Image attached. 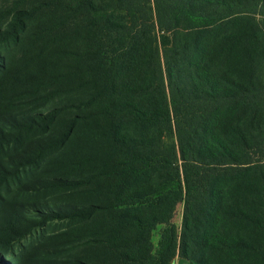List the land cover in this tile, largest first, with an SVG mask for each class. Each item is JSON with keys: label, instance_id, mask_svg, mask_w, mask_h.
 I'll return each mask as SVG.
<instances>
[{"label": "trees", "instance_id": "16d2710c", "mask_svg": "<svg viewBox=\"0 0 264 264\" xmlns=\"http://www.w3.org/2000/svg\"><path fill=\"white\" fill-rule=\"evenodd\" d=\"M51 1L53 28L84 8L93 13L92 43L78 33L70 40L54 36L43 47L50 49V55L66 51L75 64L92 58L98 62L97 77L91 80L85 70L80 81L81 86L94 85L96 89L90 99L93 109L87 116L95 117L101 128L108 126L114 150L105 159L102 173L69 184L77 188L95 179L97 187L107 194L105 206H91L83 217L96 211L110 215L112 226L105 234L104 245L114 264H169L177 252L194 264H236L255 257H262L263 261L264 124L261 133L254 135L242 130L240 123L255 108H264V77L261 87L251 88L230 80L220 85L207 71H194L197 81L186 93H178L181 99L178 103L172 101L170 110L157 97L142 94L147 86L144 67L148 40L140 45L133 42L130 49L126 46L122 52L123 38L132 32L127 28H108L113 24L111 17L95 15L100 9L96 0ZM36 9L30 6L14 11L7 32L0 33V41L24 42V33L30 31L33 23L36 22L34 27L42 24ZM166 9V25L163 26L162 18H157L161 32L181 31L185 36H195L198 32H216L230 24L243 23L251 25L244 37L255 39L256 48L251 52L257 53L259 37L264 45V0H201L195 6L169 0ZM74 40L75 47L71 44ZM69 46L73 50H67ZM259 55L258 63L264 72V54ZM201 72L206 76L207 88L199 91L194 85L202 80ZM17 80L18 75H13L5 81L9 86ZM57 111L52 109L39 115L40 120H33L30 127L18 124L15 133L8 134L6 145L16 142L22 131L31 130L35 122L45 131ZM81 119L79 115L62 118L55 145L63 143ZM132 123L162 127L165 133H173L176 143H169L167 154L155 153L151 146H138L135 138L121 133ZM161 168L174 170L172 192L165 191L167 178L156 185L148 181V176ZM241 185L238 202L228 199L226 192L239 190ZM176 202L183 204L181 235L177 237L171 227L164 233L158 250H154L149 244L150 230L165 222ZM12 227L9 225L8 229ZM6 256L14 255L7 252Z\"/></svg>", "mask_w": 264, "mask_h": 264}, {"label": "rangeland", "instance_id": "374dc122", "mask_svg": "<svg viewBox=\"0 0 264 264\" xmlns=\"http://www.w3.org/2000/svg\"><path fill=\"white\" fill-rule=\"evenodd\" d=\"M168 1L96 0L100 9L95 15L111 17L113 24L108 28L114 31L127 28L136 34L123 38L122 52L126 46L130 49L133 42L140 45L148 40L144 67L147 86L142 94L157 97L171 110L172 101L178 103L181 99L178 93H186L197 81L194 71L201 70L220 85L230 80L251 88L261 87L264 72L258 61L259 54H264V45L259 37L257 53L251 52L256 48L255 39L244 37L251 25L230 24L216 32H198L195 36H185L181 31L164 33L157 18H162L163 26L166 25L163 20L167 17ZM173 1L195 6L201 0ZM51 3V0H0L1 35L7 32L14 11L33 6L42 21L37 27L34 22L30 31L24 33V42L0 41V264H114L104 245L105 234L112 226L110 215L107 211H96L88 218L83 217L89 207L105 206L107 194L97 187L95 179L77 188L69 184L102 173L105 159L114 150L108 126L101 128L95 117L87 116L92 112L90 99L96 89L94 85L81 86L80 81L85 70L91 80L97 77L98 62L92 58L75 64L66 51L50 55V49L43 47L54 36L70 40L78 33L92 43L93 13L84 8L53 28ZM71 44L75 47V40ZM67 50L73 48L69 46ZM45 60L48 62L44 63ZM71 65V69L66 67ZM13 75H18V80L7 86L5 80ZM205 77L202 74V80L194 85L199 91L207 88ZM52 109L59 111L43 131L36 122L39 115ZM74 115L83 119L63 143L55 145L60 120ZM33 120L36 122L31 130H23L16 142L6 145L8 134L15 133L18 124L30 127ZM263 124L264 108L257 107L246 115L240 128L256 135L261 133ZM171 131L174 132V127ZM121 133L135 138L138 146H151L155 153L165 151L170 142L176 143L173 133H165L162 127L132 123ZM174 176V170L161 168L150 174L148 181L156 185L167 178L165 191L172 192ZM242 187L226 192L227 198L238 202ZM182 219L183 204L176 202L165 222L150 230L149 244L154 250H158L164 233L171 227L180 237ZM9 225L13 226L11 230ZM7 252L14 256L7 257ZM169 264L194 263L177 252ZM236 264H264V260L255 257Z\"/></svg>", "mask_w": 264, "mask_h": 264}]
</instances>
